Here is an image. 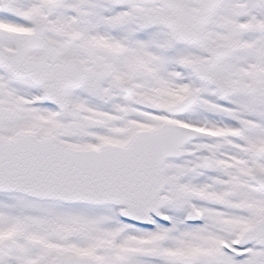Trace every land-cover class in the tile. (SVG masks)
<instances>
[{"label": "snow or ice", "instance_id": "obj_1", "mask_svg": "<svg viewBox=\"0 0 264 264\" xmlns=\"http://www.w3.org/2000/svg\"><path fill=\"white\" fill-rule=\"evenodd\" d=\"M0 264H264V0H0Z\"/></svg>", "mask_w": 264, "mask_h": 264}]
</instances>
